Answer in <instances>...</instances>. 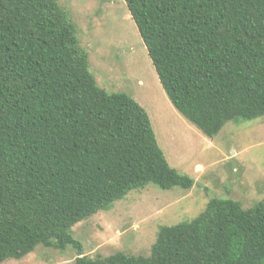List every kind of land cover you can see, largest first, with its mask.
<instances>
[{"label":"trees","instance_id":"obj_1","mask_svg":"<svg viewBox=\"0 0 264 264\" xmlns=\"http://www.w3.org/2000/svg\"><path fill=\"white\" fill-rule=\"evenodd\" d=\"M176 111L208 139L264 117V0H125ZM149 185L190 190L147 112L100 87L58 0H0V264L38 247L75 264H264V201L213 198L149 256L85 255L72 229Z\"/></svg>","mask_w":264,"mask_h":264},{"label":"rangeland","instance_id":"obj_2","mask_svg":"<svg viewBox=\"0 0 264 264\" xmlns=\"http://www.w3.org/2000/svg\"><path fill=\"white\" fill-rule=\"evenodd\" d=\"M73 19L100 87L133 98L150 117L171 167L194 180L190 190L149 185L134 190L76 225L72 234L85 255L149 256L162 227L189 223L213 198L250 209L264 201V117L230 122L208 139L168 99L125 0H58ZM72 247L38 246L22 260L3 264H75Z\"/></svg>","mask_w":264,"mask_h":264}]
</instances>
